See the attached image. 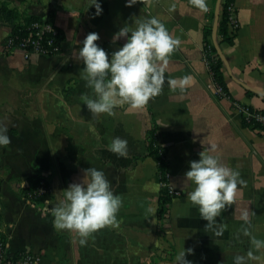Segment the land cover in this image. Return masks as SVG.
Instances as JSON below:
<instances>
[{"label":"crops","instance_id":"crops-1","mask_svg":"<svg viewBox=\"0 0 264 264\" xmlns=\"http://www.w3.org/2000/svg\"><path fill=\"white\" fill-rule=\"evenodd\" d=\"M0 1L24 14L51 17L63 36L58 55L25 58L10 44V26L0 24V122L8 123L11 137L10 145L0 147V240L8 257L26 251L40 256L41 264H174L183 248H192L185 259L193 264H233L236 255L252 250L251 237L264 240V134L245 127L242 114L245 107L264 112V0H235L237 35L232 45L221 48L227 63L223 94L203 48L217 0H207L206 13L191 0H138L130 7L126 0H99L100 16L93 15L89 0ZM151 17L180 40L162 93L141 109L125 105L114 115L91 114L82 96L94 93L81 78L83 62L76 59L81 42L96 32V43L111 54L126 42L112 43L121 27ZM185 75L191 86L183 93L170 90L167 78ZM153 126L169 182L180 192L169 203L161 230L157 166L147 148ZM114 137L127 140L126 157L108 151ZM213 144L212 154L237 169L244 181L236 201L216 218L224 228L219 236L218 226L207 228L189 202L185 178L189 161ZM89 167L105 173L123 203L119 227L97 230L81 245L77 233L53 227L52 209ZM40 180L49 194L28 198ZM242 209L250 212L248 224L239 219ZM254 254L259 259L248 264H264V250Z\"/></svg>","mask_w":264,"mask_h":264},{"label":"clouds","instance_id":"clouds-1","mask_svg":"<svg viewBox=\"0 0 264 264\" xmlns=\"http://www.w3.org/2000/svg\"><path fill=\"white\" fill-rule=\"evenodd\" d=\"M138 0H126V6L136 4ZM191 4L201 13L208 11L207 0H191ZM89 6L95 9L94 16H100L103 8L99 0H89ZM120 38L126 42L118 50L109 54L96 43L100 37L90 32L81 42L76 59L83 62L81 78L86 87L92 89L94 96H82L83 104L93 115H114L118 107L128 105L132 109L144 108L150 100L159 96L166 82V71L170 57L180 45L165 24L156 17L136 20L135 27L124 25L112 37V43ZM190 76L167 78L172 91L183 93L191 86ZM11 144L8 135V123L0 122V147ZM216 145H210L199 153V159L189 161V170L185 178L191 190L187 192L189 202L198 208L200 218L206 221L207 228L218 226L216 235L222 234L223 225H218L217 217L231 206L237 198L240 185L244 181L240 172L223 164L213 155ZM108 151L118 158L128 155V142L114 137L108 145ZM122 198L114 193L110 181L102 170L89 167L79 183H72L63 190V200L52 209L53 227L78 234L79 243L85 245L90 235L105 227L118 228L117 214L122 207ZM155 214V209H149ZM239 219L245 224L250 222V212L242 209ZM243 234L248 236L247 229ZM252 250L246 255H236L233 264H248L258 260L255 252L264 250V240L251 237ZM192 248L182 249L174 264H193L185 259L191 255Z\"/></svg>","mask_w":264,"mask_h":264},{"label":"trees","instance_id":"trees-1","mask_svg":"<svg viewBox=\"0 0 264 264\" xmlns=\"http://www.w3.org/2000/svg\"><path fill=\"white\" fill-rule=\"evenodd\" d=\"M234 7V13L236 15L235 0H221L219 8V18L216 30V42L220 49L224 44L232 45L234 39L237 35L238 24L236 28H232L230 21V11L229 8ZM49 22L52 23L51 17L41 18L34 14H24L18 11L15 7H10L4 1H0V24H7L11 28V38L13 37H28L32 38L33 29L31 25L35 22ZM59 31V30H58ZM213 29L212 24L206 26L203 32V48L206 55V60L208 63L209 71L212 74L214 82L222 89L223 92L226 91V83L224 81L222 66L223 60L217 54L216 49L212 40ZM63 36L59 31V37L56 42L60 45L62 49ZM61 52V50H60ZM59 52V53H60ZM56 56V55H49ZM251 111H257L249 108ZM264 114V112H261ZM243 124L245 127L251 130H257L264 134V124L256 121L247 122L243 119ZM147 148L148 154L151 155L156 161L157 174L159 182L165 183L169 181L168 174V164L164 157L163 150L157 145L155 127L153 126L147 133ZM38 179L34 180L32 184L37 183ZM172 201V198L168 195L165 188H160L159 195V209H158V227L163 229L167 225L168 219V205Z\"/></svg>","mask_w":264,"mask_h":264},{"label":"built area","instance_id":"built-area-1","mask_svg":"<svg viewBox=\"0 0 264 264\" xmlns=\"http://www.w3.org/2000/svg\"><path fill=\"white\" fill-rule=\"evenodd\" d=\"M230 21L232 28L237 27V19L234 13V7L229 8ZM33 29L32 38L28 37H12L10 38V44L13 47L19 49L25 58L30 57L33 54L49 56L58 55L61 48L56 42L59 37L58 29L49 22H35L31 25ZM218 93L223 94L222 89L218 88ZM243 119L247 122L256 121L264 124V114L259 111H251L249 108H242ZM157 165V164H156ZM169 178V174H168ZM160 188H165L168 195L174 199L180 195L170 182H159ZM49 187L44 180H40L33 192H28L26 195L30 199H39L49 194ZM41 257L31 254L29 252H21L14 257H8L5 254V243L0 240V264H41Z\"/></svg>","mask_w":264,"mask_h":264},{"label":"water","instance_id":"water-1","mask_svg":"<svg viewBox=\"0 0 264 264\" xmlns=\"http://www.w3.org/2000/svg\"><path fill=\"white\" fill-rule=\"evenodd\" d=\"M220 3H221V0H217L216 6H215L214 22H213V25H212V29H213L212 40H213V44H214V47L216 49L217 54L220 56V58L223 60V62L225 64H227L226 61H225L224 55H223L220 47L218 46V44L216 42V30H217V25H218ZM227 68H228V66H227Z\"/></svg>","mask_w":264,"mask_h":264}]
</instances>
